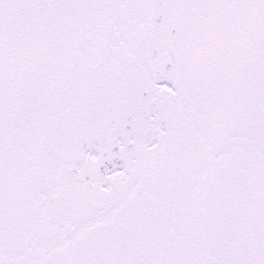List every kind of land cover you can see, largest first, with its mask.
Returning a JSON list of instances; mask_svg holds the SVG:
<instances>
[{
    "label": "snow or ice",
    "instance_id": "1",
    "mask_svg": "<svg viewBox=\"0 0 264 264\" xmlns=\"http://www.w3.org/2000/svg\"><path fill=\"white\" fill-rule=\"evenodd\" d=\"M0 264H264V0H0Z\"/></svg>",
    "mask_w": 264,
    "mask_h": 264
}]
</instances>
